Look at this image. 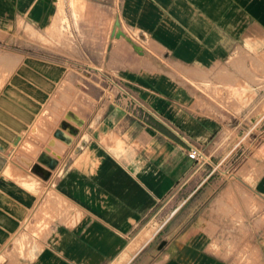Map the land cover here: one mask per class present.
Returning a JSON list of instances; mask_svg holds the SVG:
<instances>
[{
    "label": "crops",
    "instance_id": "0c3cea01",
    "mask_svg": "<svg viewBox=\"0 0 264 264\" xmlns=\"http://www.w3.org/2000/svg\"><path fill=\"white\" fill-rule=\"evenodd\" d=\"M5 1L23 8L33 20L44 15L47 26L58 10L64 9L60 2L52 11L43 12L47 6L37 0L29 6L27 0ZM82 1L74 2L80 5ZM69 3L73 9L72 0ZM85 3L88 8L84 17L90 18L93 30L103 18L98 15L100 11L112 18L114 15L121 28L132 38L137 36L148 51L138 53L137 58L134 53L130 57L125 54L122 64L113 60L111 51L108 72L115 76L110 79L115 96L109 97L106 91L99 96V106L89 115L90 125L93 122L94 126L87 127V133L95 139L69 167L76 169L91 161L95 173L79 182L76 214L52 227L42 238L33 233L37 187L23 182L28 177L37 182V162L32 155L24 160L16 156L9 160L12 166L7 168V159H11L9 152L16 138H21L24 128L35 119L41 104L39 97L42 99L48 89L52 91L66 71L69 73L70 62L60 64L27 56L14 58L12 65H6L8 74L13 65L16 69L0 89L1 262L10 263L1 251H10L19 234L25 232L29 234V248L34 247L35 252L18 264H234L213 249L217 242L228 251L232 238L224 227H217L214 235L210 219H204L212 217L209 210L186 224L180 222L186 216L182 214L184 202L200 188L203 192L193 200L198 203L210 198L206 187H201L209 176L197 178L196 171L202 165L188 158V144L218 158L223 162L221 170L230 167L233 150L230 118L235 116L234 105L208 107L190 71L220 67L236 49L235 41L245 35L247 23L264 32V0ZM110 38L111 47L113 37ZM121 86L137 104L119 91ZM235 100L232 104L244 111L245 99L236 96ZM220 183H224L223 177L217 185ZM247 184L255 194L264 196V168ZM191 187H195L192 192L183 193ZM171 199L181 203L168 215H162ZM197 203L195 212L199 209ZM186 210L193 215V210ZM179 213L181 219L170 225V219ZM28 219L30 230L25 225ZM203 219L204 223L199 224ZM259 247L264 249V243ZM259 264H264V258Z\"/></svg>",
    "mask_w": 264,
    "mask_h": 264
},
{
    "label": "rangeland",
    "instance_id": "374dc122",
    "mask_svg": "<svg viewBox=\"0 0 264 264\" xmlns=\"http://www.w3.org/2000/svg\"><path fill=\"white\" fill-rule=\"evenodd\" d=\"M33 1L27 0L28 6ZM37 1L47 6L43 12L52 11L58 2L63 3V12L58 10L56 18L54 13L55 19L47 26L44 15L33 20L17 4L13 7L5 0H0V89L16 69V65H13L9 74L5 70V67L12 65L14 58L33 56L60 64L70 62L69 73L66 71L65 76L54 84L52 91H45L42 99L39 97L41 104L38 103L35 119L24 128L21 138H16L12 145L13 151L9 152L11 159H7V168L12 166L10 161L16 156L24 160L25 156L32 155L37 162V182L31 177L23 179V182H28V187H37L38 199L32 209L33 233L42 238L52 227L76 214L79 182L95 173V165L91 161L76 169L69 167L94 138L87 133V127L90 125L89 115L99 106V96L105 91L109 97L115 96V90H111L113 81L110 80L115 76L108 72L111 51L113 60L121 64L123 57L126 58L125 54L129 56L134 53L137 58L138 52L122 36H113L110 47V32L116 16L112 18L111 14L107 16L100 11L98 15L103 18L93 30V26L89 25L90 18L84 17L88 8L85 0H81L83 3L80 5H75L74 1L77 0H72L73 9L70 0ZM95 1L101 5L108 2ZM125 33L131 37L129 32ZM244 34L235 41L236 49L220 67L190 71L195 77V87L206 97L205 104L208 107L216 109L227 107L228 103L234 105L235 116L231 115L230 118L233 150L229 168L221 170L223 162L209 156L210 164H201L196 176L200 179L209 176L201 187H206L204 189L208 191L207 194L210 193V198L195 202L193 199L200 195V188L184 202L182 210L186 213L182 214L186 216L181 219L179 213L170 219L169 224L180 219L181 223L186 224L195 219L197 214L209 210L212 217H205V214L202 217L210 219L214 235L217 227H224L232 238L228 251L222 250L217 242L214 243V251L224 253L234 264H259L264 258V249L259 247L261 242L264 243V196L250 190L251 185L247 182L253 181L264 168V32L247 23ZM132 36L133 41L146 49L137 36ZM236 96L245 99L247 106L244 111L238 110L239 106H235V103L232 104L236 102ZM93 126L92 122L88 128ZM58 133L62 135L58 136ZM44 155L49 160L47 164L45 160L41 161ZM221 177L224 183L217 185ZM194 188H188L183 193L188 194ZM213 197L217 198L214 200ZM179 203L175 199L167 201L162 215H168ZM195 203L198 212H195ZM189 208L193 210V215L189 214L190 210H186ZM204 219L199 224L202 225ZM25 225L26 230H30L29 219ZM28 235L25 232L19 234V239L10 251H1V255L8 256L9 264H18V261L31 258L34 254L35 248H29ZM1 260L0 264H5Z\"/></svg>",
    "mask_w": 264,
    "mask_h": 264
},
{
    "label": "built area",
    "instance_id": "2783aa9c",
    "mask_svg": "<svg viewBox=\"0 0 264 264\" xmlns=\"http://www.w3.org/2000/svg\"><path fill=\"white\" fill-rule=\"evenodd\" d=\"M119 91L124 94L133 104H137L135 97L129 91H126L123 86L119 87ZM187 156L189 159L195 161L198 164H210L209 157L201 149L191 146L190 144H188Z\"/></svg>",
    "mask_w": 264,
    "mask_h": 264
},
{
    "label": "water",
    "instance_id": "95a60500",
    "mask_svg": "<svg viewBox=\"0 0 264 264\" xmlns=\"http://www.w3.org/2000/svg\"><path fill=\"white\" fill-rule=\"evenodd\" d=\"M110 36L111 37H124L126 40H128L132 47L138 52V53H144L145 52V49L139 45L138 43H136L135 41H133L131 39V37H129L124 31L123 29L121 28V23L119 21V18L116 17L114 19V22H113V26H112V29H111V33H110Z\"/></svg>",
    "mask_w": 264,
    "mask_h": 264
},
{
    "label": "bare ground",
    "instance_id": "6f19581e",
    "mask_svg": "<svg viewBox=\"0 0 264 264\" xmlns=\"http://www.w3.org/2000/svg\"><path fill=\"white\" fill-rule=\"evenodd\" d=\"M57 135H58V136H61L62 133H58ZM64 139H65V138H64ZM43 160H45L44 163H46V164L49 163V160H48V158H47L46 156H43V157H42L41 161H43Z\"/></svg>",
    "mask_w": 264,
    "mask_h": 264
}]
</instances>
